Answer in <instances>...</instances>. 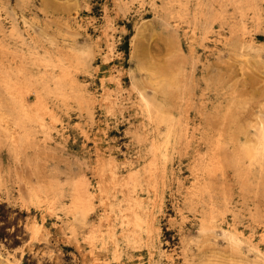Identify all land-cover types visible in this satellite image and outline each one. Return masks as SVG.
<instances>
[{"label": "rangeland", "instance_id": "374dc122", "mask_svg": "<svg viewBox=\"0 0 264 264\" xmlns=\"http://www.w3.org/2000/svg\"><path fill=\"white\" fill-rule=\"evenodd\" d=\"M263 134L264 0H0V264H264Z\"/></svg>", "mask_w": 264, "mask_h": 264}, {"label": "bare ground", "instance_id": "6f19581e", "mask_svg": "<svg viewBox=\"0 0 264 264\" xmlns=\"http://www.w3.org/2000/svg\"><path fill=\"white\" fill-rule=\"evenodd\" d=\"M185 3V2H184ZM187 3V2H186ZM183 7V6H182ZM184 8V7H183ZM195 15H197V14H195ZM196 18V17H195ZM195 21V20H194ZM18 124V122L16 123V125ZM20 124H18L17 126L20 128V126H19ZM24 132H22V134H23ZM24 135H25V133H24ZM24 137V136H23ZM25 138V137H24ZM21 140V139H20ZM23 142V141H22ZM263 145H264V134H263Z\"/></svg>", "mask_w": 264, "mask_h": 264}]
</instances>
